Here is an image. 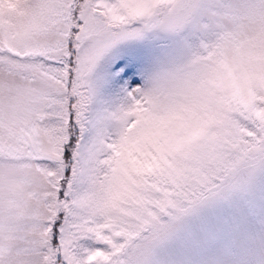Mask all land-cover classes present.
Here are the masks:
<instances>
[{
    "label": "snow or ice",
    "instance_id": "6c2138e0",
    "mask_svg": "<svg viewBox=\"0 0 264 264\" xmlns=\"http://www.w3.org/2000/svg\"><path fill=\"white\" fill-rule=\"evenodd\" d=\"M0 264H264V0H0Z\"/></svg>",
    "mask_w": 264,
    "mask_h": 264
}]
</instances>
